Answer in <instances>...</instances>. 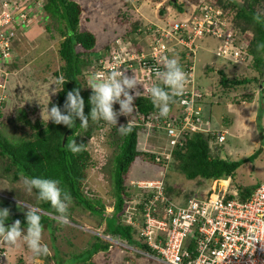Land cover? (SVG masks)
I'll use <instances>...</instances> for the list:
<instances>
[{
  "label": "rangeland",
  "instance_id": "374dc122",
  "mask_svg": "<svg viewBox=\"0 0 264 264\" xmlns=\"http://www.w3.org/2000/svg\"><path fill=\"white\" fill-rule=\"evenodd\" d=\"M75 1L81 7L79 30H88L95 34L96 44L94 50L98 54L106 53L107 48L119 39L124 44L126 41H128L126 44H137L138 42L147 49L152 41L149 28L153 26H166L173 18H179L181 22L192 24L193 21L187 19L191 18L192 14L196 11V5L199 3V0H182V5L180 6L182 11L184 10L182 13L175 9L174 6H171L169 7L171 12L165 11V13L161 14L160 9L164 7L163 4L170 6L165 4L166 0ZM126 14L129 16L128 18H126L127 16L125 17ZM193 18L196 19V17ZM47 20V18H41V27L38 29L40 31H36V33L34 29L36 22H32L31 32L29 34H27L29 29L18 33V40L16 39L15 42V50L16 54H18L17 63H15V66L11 65L12 73L9 72L11 75L10 78L12 77L10 82V96L14 99L7 108L0 106L2 112L7 109H12V105L14 104L20 107L25 105L37 106L39 108L36 111L29 112L27 110L29 118L33 122L36 119L45 118L46 106L48 108L51 107L50 95L52 94L53 97L56 96L57 91L60 89V83H57L56 87L53 83L59 78L55 72L63 63L59 55V48L63 37L57 32L54 33L55 35H50V30L46 28ZM135 21H142L143 24L138 26L139 28L134 35H130L133 38L132 40L123 39V33L132 29L133 22ZM224 24H226V21ZM247 32L243 36L246 43L252 38L251 30L248 29ZM34 33L35 35H33ZM218 41V38L211 35L199 37L195 40L198 47L195 58L192 57L191 61L195 60L196 83L205 92L201 110L206 117L210 118L211 122L209 126H212L215 130L228 129L222 155L230 159L248 157L259 149V145H261V132L259 131L264 130V107H262V104L260 106L257 98L260 99L261 96V99L264 100V87L262 90L260 89L261 80H258V71L247 64V62L233 64L229 60L218 56L214 47ZM244 59L245 57L238 56L234 60L242 61ZM207 64H212L208 70L206 69ZM217 69H222L231 78L255 77L256 79L237 87H225L220 82L221 75L218 74ZM80 80L85 85V79H82L80 76ZM54 88L57 90L56 92L52 91ZM1 93L0 91V95ZM250 94L253 95V98L255 97L251 102L239 103V101L246 99ZM245 115L248 117L246 118ZM119 116L117 120H122ZM155 116L161 118L159 114H155ZM4 126L7 130L10 128V123L4 124ZM1 127L2 125H0ZM15 129L18 134L28 135L29 138L32 132H34L29 125H24V123L16 125ZM147 131L154 134L155 139L152 141L151 138L144 137L142 143H146L150 148H157L158 152L162 151V149L156 147V143H163V138L158 140V130L148 128ZM105 138L101 140L99 130L95 129L93 134L86 140L87 146L91 149L96 163L89 168L88 178L84 182L82 190L85 197L92 199L89 200L92 203L99 201V203L95 204L97 208L103 205V217H100L101 214L98 210L96 211L97 213L93 214L91 211L71 202L67 213L68 223L63 224L56 219L53 222L50 221L52 225L43 224L41 242L47 246V254L59 256L62 264H82L83 262L82 260L79 261L78 256L83 257L82 253L92 247L94 241L97 240L94 235L103 231L106 232L104 230L106 229V224H113L118 220L113 215L115 196L110 171V163L112 162L110 155L114 151V145H111L110 148ZM233 148L234 150H231ZM145 159L142 156H137V159L133 162L129 168V172L125 176L127 184L131 178L138 180L142 178L160 177V174H155L157 171H163V168L159 167L155 161ZM2 165L3 160L0 159V208H7L9 213H19L25 211V209L27 210L28 205L34 206L31 203L35 202L36 195L34 191L32 193L26 192L23 183L25 178L15 183L5 180L3 178L4 171L2 170ZM172 178L173 180L170 181V184L174 185V188L177 185L185 184L189 186L191 192L198 186L206 189L208 184L212 187H225L228 183L230 185V178H227L225 181H213L212 183H207V181L202 180H189L186 182L185 175L176 173L170 166L167 169V179L169 181ZM236 181L244 186L264 183V147L255 161L246 162L238 168ZM169 189V192L174 190L173 188ZM132 194L138 196L140 190L134 188ZM17 201H24L26 203L22 206ZM135 202L132 206H135ZM70 218H73V220H70ZM21 228L23 229L24 227ZM119 241L121 240L117 239L114 244L111 243V247L108 250H101L97 252L98 254L95 253L91 258H87L86 263H155L151 257L137 251L138 246L136 242L122 241L123 244H119ZM103 242L105 241L101 243ZM15 248V253L13 251L6 254V259L16 263V259L19 262L18 259L22 256L27 263L56 264L55 260L52 259L47 263L46 259L43 258L46 254L34 257L22 240L18 242ZM6 249L11 248L6 245ZM19 254L22 255L20 256Z\"/></svg>",
  "mask_w": 264,
  "mask_h": 264
},
{
  "label": "trees",
  "instance_id": "16d2710c",
  "mask_svg": "<svg viewBox=\"0 0 264 264\" xmlns=\"http://www.w3.org/2000/svg\"><path fill=\"white\" fill-rule=\"evenodd\" d=\"M43 1L44 10L48 15V23L46 24L47 30H50V35H55L54 33L57 32L63 37L59 48V55L63 63L55 72L57 77L64 78V82L60 83V89H63H59L60 91L58 90L54 97L52 94L50 95L49 100L51 106L55 104L62 107L66 93L73 88H79L80 95L84 101L83 111L84 114L88 116L91 109L89 97L92 94V90L86 84L84 85L80 80V76L82 79H85L86 82L88 73L93 70L101 55L105 53L98 54V52L94 50L96 37L93 32L79 30L81 7L78 2L75 0ZM181 1L182 0H166L165 4L170 6L163 4L164 7L160 9V13L163 14L165 11L171 12L169 9L171 6H174L175 9L182 13L184 10L182 11L180 8L182 5ZM204 1H207L209 6H214L215 8L221 7L223 10L222 14L230 21V23L228 22V26L230 25L233 30H251V42L248 45H242V52L245 55V60L243 62H247V64L258 71L259 77L262 76L264 73V49L258 50L257 45L264 43V0H199V3L196 5V12L204 6ZM262 8L263 10H261ZM125 17L128 18L129 16L126 14ZM142 24V21L133 22L132 29L123 33V38L129 41L132 40L133 38L130 35H134L139 28L138 26ZM16 39L18 40V38ZM127 42L128 41H126V43ZM136 47L138 50H141L143 45L138 44ZM214 47L217 54L216 49L218 44H215ZM131 51H133V49ZM184 52L185 51L180 52V54L185 56ZM15 63L17 62L4 65H6L9 68V72L12 73L10 67H12L11 65L15 66ZM207 65L206 69L208 70L212 65ZM218 72L221 75L220 82L225 87H237L256 79L255 77L231 78L228 77L222 69ZM11 79L12 77L10 78V82ZM10 82L6 89L7 96L2 97L0 101L1 107L7 108L14 99L10 96ZM254 98L253 95L250 94L246 99L239 101V103L251 102ZM177 99L178 96H175L170 102V110L167 117L157 118L156 116L152 120L154 122L157 120L163 122V120L167 118V120L170 119L172 124L176 125L177 128L180 127L185 112H182V109H177ZM257 101L260 102V106L262 104V107H264V100L261 99V96L260 99L257 98ZM133 104L135 105L133 112L126 117H121L122 120H117L116 125L102 120L92 121L89 118L87 126L81 127L80 120L77 118L73 128H68L62 124H54L51 120H44L46 118L36 119L34 122L31 121L27 110L32 112L39 108L33 105H21L22 107H20L14 104L12 105V109H7L3 112L0 110L1 128H5L4 124L10 123V128L7 130L6 128H0V159L3 160V178L7 181H12V183L18 182L26 177L60 179L61 186L71 193L72 202L74 204L91 211L93 214L97 213L96 211L98 210L101 214L100 217H103V205L97 208L95 204L99 203V201L92 203L89 201L92 199L85 197L82 191L83 184L88 178L89 168L96 163L91 149L87 146L86 140L93 134L95 129H98L100 139L103 140L104 137H106L105 140L109 143L110 148L111 145H114V151L110 155V158H112L110 171L112 175L113 193L115 196L113 215L116 216L119 221L117 220L113 224H106L105 233H109L112 236H120L126 239L127 242H136L139 244L134 237L136 229L133 225L126 224L122 220L126 201L132 199L133 196L132 178L130 179L131 182L127 184L125 176L129 172V168L137 156H142L143 159L147 158L154 162L158 150L156 148L145 149L143 147L142 141L146 136L143 130H147V128L144 124H130L129 120L130 118H137L139 113L145 116L150 114L158 115L159 113L158 109L151 103L149 95L135 97ZM113 108L114 110H118L119 104L113 105ZM136 108L138 111L137 113H135ZM200 116L204 120L203 125L195 130H187L181 135V143L176 146L172 154L171 168L176 173L184 174L188 178H199L208 183L216 179L230 178V191L236 188L239 189L240 193H250L261 183L247 186L237 183V170L244 163L255 161L263 151L264 130L259 131L261 132V145H259V149L248 157L230 159L222 155L225 145L224 142H220L219 137L215 133L216 130L207 123L211 122L210 118L206 117L203 112ZM20 123L29 125L34 130L30 138L28 135L18 134L16 129L14 130L16 125ZM127 124L131 128V131L127 135H121L117 127ZM155 129L158 130L159 133L161 132V138L163 137V139L169 140L167 139V130L154 125L151 130ZM206 129L209 131L204 132ZM230 132L232 133L231 130ZM149 135L151 136L152 133H149ZM72 139L77 144L82 145L81 151L75 154L65 147V144ZM170 180H173V178ZM169 188H174V185H170ZM35 199L32 205L42 210H39L42 227L44 226L43 224L50 225V221L53 222L56 220L54 216L56 215L55 210L47 202H41L37 197ZM26 211L25 209V211L19 213H9L10 218L8 221L15 219L19 220L21 222V227H24L26 223ZM70 220H73V218H70ZM94 237H96L97 240L94 241L92 247L82 253L83 258L79 260H82V264H87L86 259L91 258L93 254L100 250H108L111 243H113L109 239L99 235H94ZM102 241L105 242L101 243ZM140 246L151 251L150 247L147 245L141 244ZM3 247L6 249L4 244ZM43 258L46 259L47 263L52 259L55 260L56 264H62L59 260L61 258L55 254L50 255L46 253ZM19 259L18 264H34L25 262L22 257Z\"/></svg>",
  "mask_w": 264,
  "mask_h": 264
},
{
  "label": "built area",
  "instance_id": "2783aa9c",
  "mask_svg": "<svg viewBox=\"0 0 264 264\" xmlns=\"http://www.w3.org/2000/svg\"><path fill=\"white\" fill-rule=\"evenodd\" d=\"M41 13V1L0 0V101L7 96L11 76L4 64L16 62L18 58L14 41L19 32L26 29H29L27 34L31 32L32 22L37 25L43 17ZM218 13L208 7L204 15L192 20V24L174 22L149 28L152 41L147 49L143 46L138 50V42L124 44L120 39L116 40L101 55L87 77L97 71L107 73L117 69L128 76L135 73L140 83L130 93L139 91L140 96H148L149 87L159 82L160 73L164 71L163 58H172L177 46L192 50L197 38L213 33L222 39L217 53L230 55L229 44L234 33L225 29V21ZM238 52L234 53L235 58ZM182 68L187 73V84L193 82V65ZM201 96L195 87L184 89L180 101L185 115L178 128L167 118L163 122H154L152 119L156 116L153 114L145 116L139 113V121L130 118V124H144L147 129L156 125L167 130L169 140L165 139L162 151L155 156L157 162H161L162 157L166 158L160 177L135 182L138 188L149 192L143 207L126 206L122 220L136 229L137 246L144 244L150 247L151 251L138 246L137 251L153 258L154 264H264V183L250 193H240L236 188L230 191L229 183L225 187L208 184L206 189L198 186L192 192L188 185L180 184L173 192H168L165 177L173 148L181 143L184 132L203 125L201 108L196 107ZM135 111L138 112L137 108ZM143 132L149 134L145 129ZM223 138L220 135L219 139ZM189 180L200 179L186 177V182ZM3 256L4 253L0 252V259ZM0 264L13 263L6 260Z\"/></svg>",
  "mask_w": 264,
  "mask_h": 264
},
{
  "label": "clouds",
  "instance_id": "9594fccd",
  "mask_svg": "<svg viewBox=\"0 0 264 264\" xmlns=\"http://www.w3.org/2000/svg\"><path fill=\"white\" fill-rule=\"evenodd\" d=\"M41 2H42V12H43L41 13L43 15L42 18L46 17L48 19V15L45 12L44 7H43L44 1L42 0ZM208 7H211L215 11L217 10L219 12L218 13L219 17L222 18L223 21H226L225 29L231 30L234 33V37H232V40L230 41V44H229V50L231 52L230 55L221 56L218 53L217 55L229 61L231 60L233 64H237V62H243L245 59L242 61H235L234 59H237L238 57L235 58L234 53L236 54V52L240 50L238 52L239 53L238 56L245 57V55L242 52V45H245V44L248 45L251 42L250 40L248 43H246L243 37L244 34L248 33L247 30L246 31L233 30V28H231L230 25L228 26V22L230 23V21L228 20L226 16H224V14H222V11H223L222 8L221 7L215 8L214 6H209L207 1H204V6L201 7L198 12L195 11L192 14V16L199 17L201 15H204ZM192 16L190 19H187V20H193L194 18ZM174 22H181V21L179 18H173V20L169 21L168 24L174 23ZM47 23H48V20H47ZM208 35L218 38L219 41L216 44H218V47L221 45L222 39L213 33H206V35L202 37H205ZM197 47L198 45L195 43V41H194V45H192V48H193L192 50L189 47L179 45L176 47V50L172 52V58L171 57L163 58L164 71L160 73V80L159 82L151 85L148 89L149 99L151 103L158 109V113L161 117H167L169 110H170V107H169L170 102L175 96H178L177 109H183V107H181L182 105H181L180 100H181V97L183 96L184 89L190 90L191 88L195 87L202 93V96L199 98V101L196 104V107L199 106L201 108L202 103L204 101L205 92H203V89L201 88V86H199L196 83L195 60L191 61L192 57L195 58ZM218 47L216 51L218 50ZM257 49L258 50L264 49V43L258 44ZM190 50L192 53L190 52V54H188ZM183 51H185L184 52L185 56L180 54V52H183ZM190 64L193 65L194 67L193 75H192L193 82L187 84V76H186L187 73L182 68V66H189ZM209 65H212V64H209ZM219 70L220 69H217V72ZM224 73L228 76L226 72ZM263 75L260 76L258 80H261V81L264 80ZM63 82H64V78L59 77L53 84H55V87H56L57 83H63ZM138 83L140 82L135 73L132 76H128L122 73L118 69L112 70L107 73H105L104 71H97V72L91 73L88 76L87 81L85 83L92 90V94L89 97V103L91 105V109H90L88 116H86L83 111L84 101L80 95L79 88H73L72 90L66 93L65 101L62 107L57 106L55 104H53L50 108L46 106L45 118L47 121L51 120V122L54 124H62L64 126H67L68 128L74 127L75 120L77 118L80 120L81 127L87 126L89 118L92 121L102 120L104 122L116 125L118 115L123 114L127 116L128 114H131L133 112L134 107H135V105L133 104L134 96H140L141 92L135 91L134 93H130V90H135ZM263 87L260 89L262 90ZM62 89L63 88H61L60 90ZM52 91L56 92L57 90H55L54 88ZM114 103L119 104L118 111L114 110L113 108ZM201 113H202V110L200 111V114ZM117 130L118 132L121 133V135H127L131 131V128L127 124V125H121L117 127ZM215 133L218 137H220V135L224 136V138L220 140V142L226 141L225 137L227 134V129H224V130L217 129ZM154 137H155L154 134H152L151 136L149 134L145 136V138H151L152 141L153 139H155ZM162 138L160 137V133L158 132V140H161ZM156 142L158 141L156 140ZM163 144H165L164 139H163V143H159V142L156 143V147L163 149L162 148ZM176 146L173 148L172 154ZM65 147L70 152L75 154L81 151L82 145L77 144L72 139L70 142H67L65 144ZM143 147L145 149H152L148 147L146 143H143ZM172 157L173 156L171 155V159H170L169 166L167 167V169L170 167ZM136 159L137 157L135 158V160ZM165 159H166L165 157H162L161 162H157V160H155V162L159 165V167L164 168L163 161H165ZM156 175H159L158 171L156 172ZM157 178L158 177L142 178L138 180H136L135 178H132V185H133L132 190L134 188H138L135 183L136 181L152 180V179H157ZM216 180L218 182L225 181V179H220V180L216 179ZM165 181H166L167 189H169L171 185L170 184L171 180L168 181L167 179V171H166ZM23 183H24L26 192L32 193L34 191L39 201L47 202L48 204H50V206L55 210L56 215L54 216L59 222L63 224H66L69 222L67 213H68L69 205L72 202V196H71V193L66 188H63L61 186L60 179L26 177ZM138 189L140 190V194L138 196H135L132 194L133 195L132 199H128L126 201L125 208L128 205H132L134 201H136L134 207L136 208L143 207V204L145 200L147 199V194L149 192L141 188H138ZM17 202H19L22 206H24V204L26 203L24 201H17ZM39 210L41 209L35 205L27 206V211L25 212L26 223H25L24 228L22 229L21 222L19 220H16V219H15L16 221L10 220L14 222L12 224H8L10 222L8 221L10 218L9 210L7 208H0V240L2 244H7L11 248V249H5L6 254L11 253L13 251L15 253V249H16L15 247L17 246L18 242L21 240L23 241L24 245L27 247V249L32 253L34 257H39L47 253V246L41 242L42 224H41V215H40ZM97 235L109 239L111 242H113L112 244H114L115 241H117V239L121 240L119 242L127 241L126 239H123L120 236H112L109 233H105L104 231L101 233H98ZM19 255L21 256L22 254H19ZM80 258H83V257H78V259ZM18 263L19 262H17V259H16L15 264H18Z\"/></svg>",
  "mask_w": 264,
  "mask_h": 264
},
{
  "label": "bare ground",
  "instance_id": "6f19581e",
  "mask_svg": "<svg viewBox=\"0 0 264 264\" xmlns=\"http://www.w3.org/2000/svg\"><path fill=\"white\" fill-rule=\"evenodd\" d=\"M5 246L7 245V244H4ZM0 252H2V253H4V256L0 259V261H6L7 259H6V255H5V249H4V247H3V244L2 243H0ZM153 259V258H152ZM154 260V259H153ZM8 261H10V260H8ZM13 264H15V262H13V261H11Z\"/></svg>",
  "mask_w": 264,
  "mask_h": 264
},
{
  "label": "crops",
  "instance_id": "0c3cea01",
  "mask_svg": "<svg viewBox=\"0 0 264 264\" xmlns=\"http://www.w3.org/2000/svg\"><path fill=\"white\" fill-rule=\"evenodd\" d=\"M40 27H41V24H40V22L35 26V31L36 30H38V29H40ZM264 102V101H263ZM252 113H253V110H252ZM246 116V115H245ZM251 116V115H250ZM248 116H246V118H247ZM230 150V149H229ZM231 150H234V148L233 149H231ZM236 150V149H235ZM156 175V174H155Z\"/></svg>",
  "mask_w": 264,
  "mask_h": 264
},
{
  "label": "water",
  "instance_id": "95a60500",
  "mask_svg": "<svg viewBox=\"0 0 264 264\" xmlns=\"http://www.w3.org/2000/svg\"><path fill=\"white\" fill-rule=\"evenodd\" d=\"M263 79H264V75H263ZM264 85V80L260 82V88H262ZM16 221V220H14ZM14 221H10L8 224H12Z\"/></svg>",
  "mask_w": 264,
  "mask_h": 264
}]
</instances>
